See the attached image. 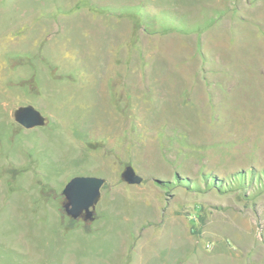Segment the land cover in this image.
<instances>
[{
	"label": "rangeland",
	"instance_id": "rangeland-1",
	"mask_svg": "<svg viewBox=\"0 0 264 264\" xmlns=\"http://www.w3.org/2000/svg\"><path fill=\"white\" fill-rule=\"evenodd\" d=\"M0 264H264V0H0Z\"/></svg>",
	"mask_w": 264,
	"mask_h": 264
},
{
	"label": "water",
	"instance_id": "water-1",
	"mask_svg": "<svg viewBox=\"0 0 264 264\" xmlns=\"http://www.w3.org/2000/svg\"><path fill=\"white\" fill-rule=\"evenodd\" d=\"M16 121L26 129L38 126L41 123L40 112L32 105L20 107L16 112ZM121 178L128 184H139L142 176L137 174L133 167L127 165L120 173ZM104 178L94 175H75L64 185L62 194L66 202L63 207L70 217L76 219L83 216L84 220L93 219V205L98 201L100 188Z\"/></svg>",
	"mask_w": 264,
	"mask_h": 264
}]
</instances>
